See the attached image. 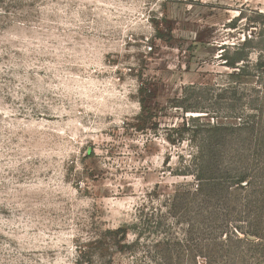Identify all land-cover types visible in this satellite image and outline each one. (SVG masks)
Listing matches in <instances>:
<instances>
[{
    "label": "rangeland",
    "instance_id": "obj_1",
    "mask_svg": "<svg viewBox=\"0 0 264 264\" xmlns=\"http://www.w3.org/2000/svg\"><path fill=\"white\" fill-rule=\"evenodd\" d=\"M0 264H264V0H0Z\"/></svg>",
    "mask_w": 264,
    "mask_h": 264
},
{
    "label": "trees",
    "instance_id": "obj_2",
    "mask_svg": "<svg viewBox=\"0 0 264 264\" xmlns=\"http://www.w3.org/2000/svg\"><path fill=\"white\" fill-rule=\"evenodd\" d=\"M239 61H242V59H238ZM238 60H236V61H238ZM238 61V62H239ZM235 63H237V62H235ZM235 63H228L227 62V64L230 66V67H234V65H235ZM143 113L145 114V113H147L146 111H143ZM139 120V119H138ZM141 123H142V125L144 126V122L143 121H140ZM146 125V124H145ZM181 131V130H180ZM117 233H119L120 235H121V239L122 240H124V238H125V236H126V230H123V229H119V230H117Z\"/></svg>",
    "mask_w": 264,
    "mask_h": 264
}]
</instances>
